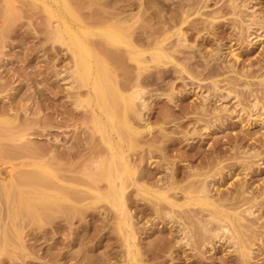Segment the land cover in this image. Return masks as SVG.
<instances>
[{
    "label": "rangeland",
    "instance_id": "374dc122",
    "mask_svg": "<svg viewBox=\"0 0 264 264\" xmlns=\"http://www.w3.org/2000/svg\"><path fill=\"white\" fill-rule=\"evenodd\" d=\"M69 2L88 25L112 15L133 25L141 48L164 43L173 59L150 63L139 79L146 105L132 122L140 130L149 123L151 132L134 149L125 146L135 238L118 230L120 216L107 203L92 204L107 183L86 173L109 151L90 111L77 105L87 90L64 79L71 54L53 41L39 3L14 0L7 11L0 0V117L13 121L0 129V158L13 165L14 178L34 162L51 165L55 185L72 190L79 211H52L41 222L23 212L17 239L0 193V245L10 236L0 264H131L128 245L137 264H264V0ZM123 57L117 75L127 85L137 68ZM202 188L229 218L234 239L204 227L214 208L187 204ZM144 189L166 193L176 206L151 201Z\"/></svg>",
    "mask_w": 264,
    "mask_h": 264
},
{
    "label": "bare ground",
    "instance_id": "6f19581e",
    "mask_svg": "<svg viewBox=\"0 0 264 264\" xmlns=\"http://www.w3.org/2000/svg\"><path fill=\"white\" fill-rule=\"evenodd\" d=\"M41 5L52 27L51 37L72 56V69L64 79L70 88L77 85L87 90L85 97L78 96L77 105L90 111V124L107 146L109 154L97 163L93 171L86 176L95 184L107 183L105 192L95 193L92 204L105 202L120 216L118 230L127 231V241L134 239L126 208V190L128 183L133 180L134 170L129 162L125 146L132 150L137 145V138L143 133L150 134L149 123L140 130L132 122L133 117H141L139 107L146 105L145 96L140 89V76L147 70L150 63L160 67L173 63L171 56L164 51V43H157L152 49L141 48L134 38L133 25L116 19L112 15L99 18L88 25L83 22L79 12L69 0H32ZM6 10L11 11L14 0H4ZM125 54L129 62L137 68V80L134 83L121 85L118 80L117 68L123 64ZM149 55L148 60L145 56ZM138 103L140 104L138 106ZM13 121L7 117H0V129L9 128ZM4 131V130H3ZM114 135L116 139H114ZM5 163L0 158V193L10 203V216L14 225L13 235L20 239L21 233L16 222L25 212L33 222H41L52 211L77 213L78 207L71 199V189L56 186L58 180L55 169L46 163L34 162L33 170L26 175L14 178L13 165ZM2 166L5 167L7 178L3 179ZM7 166V168H6ZM143 194L151 201L159 203L168 200L164 192L144 189ZM64 203H70L64 206ZM205 208H214L209 220L204 225L217 226L216 237L232 238L229 218L221 215L218 207L202 188L198 196H190L187 204ZM224 219H223V218ZM208 230V229H207ZM10 236L5 232L1 239L0 251H5ZM128 255L131 264H137V255L133 254L128 245Z\"/></svg>",
    "mask_w": 264,
    "mask_h": 264
}]
</instances>
